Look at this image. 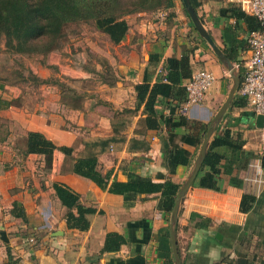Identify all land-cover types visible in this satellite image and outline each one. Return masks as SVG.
I'll return each instance as SVG.
<instances>
[{"label": "crops", "instance_id": "obj_1", "mask_svg": "<svg viewBox=\"0 0 264 264\" xmlns=\"http://www.w3.org/2000/svg\"><path fill=\"white\" fill-rule=\"evenodd\" d=\"M197 1L200 3L198 16L203 19L202 24L221 49L213 30L221 26L223 30L228 23L232 24V20L221 18L219 11L231 4L239 5V0ZM174 3L172 18L167 16L162 20L154 14L155 21L141 22L143 31L139 29L140 25L133 23V28L143 32V37L132 43L128 37L129 28L124 44L133 49L130 57L124 58L122 64L120 62L118 72L127 75L128 83L137 81L133 83L134 87L141 83L150 57L159 56L157 74L166 59L173 56L179 58L185 46H195L197 49L191 57L192 70L216 72V75L213 74L218 77V82L213 85L215 92H209L207 101L192 107L187 113H181L179 109L170 110L165 104H159L156 109L164 117H176L181 113L189 120L207 125L214 104L224 95L228 76L207 43L198 40L180 0H174ZM128 24L131 25L130 22ZM138 52L147 53L148 59L143 65L139 64ZM246 54L248 57V52ZM120 90L123 92V89ZM252 113L251 110V117L246 122L256 128ZM41 126L38 132L55 144L57 138L50 134L51 126ZM250 130L251 127H248L247 132ZM187 133L189 130L182 128L177 136L180 139ZM11 136L14 134L9 135V141ZM161 136H166L164 130ZM107 137L110 141L113 139L111 145L118 146L116 154H109L105 146L96 156L98 162L103 163L100 166L103 174L111 172V180L118 182H126L128 175L133 173L150 177L155 183L170 179L181 186L198 154L195 147L178 141L179 146L192 155V162L189 167L178 166L175 174L170 176L164 166L160 137L156 132L144 130L142 135L133 134L128 138L122 133ZM239 140L242 150L236 152L237 164L227 166L224 161L221 163L223 169L227 166V170H222L219 175L220 190L198 188L194 182L181 203L177 224L181 264H264V156L249 147L245 135L239 136ZM0 150V233L6 235V241L0 236V264H163L160 254L170 251L172 256L170 214L157 209L159 194L142 195L131 207H125L121 196L102 191L90 180L70 171L47 175L46 181L41 179L38 183L35 173L25 165L30 160H37L39 175L43 169L42 157L29 155L25 158L18 151ZM19 155L25 160L22 167ZM15 157L16 161L10 163ZM1 163L6 165L7 170L4 171ZM30 181H33L32 185ZM54 183L67 186L79 195L81 205L96 211L87 217L90 222L88 230L67 228L64 218L66 208L55 195ZM245 195L251 196L253 202L250 209L243 213L240 203ZM15 205L17 209H14ZM44 223L47 225L45 228ZM108 233L121 235L125 244L117 252L101 253Z\"/></svg>", "mask_w": 264, "mask_h": 264}, {"label": "trees", "instance_id": "obj_2", "mask_svg": "<svg viewBox=\"0 0 264 264\" xmlns=\"http://www.w3.org/2000/svg\"><path fill=\"white\" fill-rule=\"evenodd\" d=\"M180 2L190 27L195 31L181 0ZM190 3L198 15L199 1L190 0ZM174 5V0H0V43L3 38L6 48L16 54L48 53L55 48L57 39L63 36V29L66 25L87 22L93 23L96 29L106 35L113 45H119L124 42L129 31L126 16L135 13L157 14L169 11L168 18H172L174 14L171 10ZM219 16L234 22L233 25L228 23L222 30L221 50L232 63L239 65L240 74L244 61L240 59V56L247 52V40L239 39V30L249 35L250 32L259 29V22L255 17L242 12L239 5L234 4L222 8ZM199 19L203 23V19L201 17ZM197 38L204 42L198 34ZM196 49L195 46L188 45L182 49L179 58L173 56L166 59L162 65L165 75H157L155 80L154 75L160 59L157 54L150 57L141 83L134 86L136 94L134 111L141 110V115L145 116V130L156 132L159 137L163 130L166 133V136L160 137V143L164 166L170 176L175 174L178 166L189 167L192 162V155L181 148L178 141L199 150L209 125L189 120L181 113L176 117L172 115L164 117L156 109L159 104H165L170 110L175 111L183 108L186 101L184 83L193 74L191 57ZM10 106L9 101L0 99V110ZM247 107V101L236 95L229 110H243ZM242 114L246 118L251 117L250 112ZM182 128L189 130V133L179 139L177 132ZM25 137L24 151L21 155L25 158L29 155L42 157V170H50L51 175L60 173L62 159L72 156V147H57L40 132L30 131ZM111 142L113 139L107 144ZM2 143L4 140H0V145ZM241 150L242 143L239 136H234L230 127L220 124L211 140L194 185L202 189L219 191L220 173L222 170H227V166L237 164L236 152ZM13 151H18V149L13 147ZM223 161L227 165L224 169L221 165ZM1 164H3L4 171L7 170L6 165ZM68 171L90 180L102 191L121 196L125 207H131L142 195L159 194L157 209L166 214L171 213L180 188L170 179L155 183L150 177L133 173L128 175L126 182L111 180V172L102 174L99 170L95 153L75 159ZM52 188L61 205L67 210L65 215L67 228L78 231L88 230L90 222L87 217L95 214L96 211L81 205L79 195L67 186L54 183ZM252 202L251 196H243L240 211L247 212ZM15 208L17 209V205L14 206ZM124 244L125 239L121 235L108 233L101 253L117 252ZM165 253L160 254L163 264H173L170 251H165Z\"/></svg>", "mask_w": 264, "mask_h": 264}, {"label": "rangeland", "instance_id": "obj_3", "mask_svg": "<svg viewBox=\"0 0 264 264\" xmlns=\"http://www.w3.org/2000/svg\"><path fill=\"white\" fill-rule=\"evenodd\" d=\"M166 12L168 15V11ZM153 15L135 13L125 17L131 24L128 37L132 43L143 37V32L139 30L143 31L144 28L140 25L141 22L155 21L156 16ZM133 23L140 25V28H133ZM231 23L230 25H233L234 22ZM220 28L213 30V34L222 47L219 38L222 34ZM247 35L243 30H239V39L247 40ZM126 41L113 45L93 23L87 22L66 25L63 36L57 39L55 48L48 53L16 54L6 48L2 38L0 99L9 101L11 106L0 110V140L5 142L0 145V149L13 151L14 147L21 155L24 151L25 135L29 131L38 132L42 124H47L51 126L52 137L57 138L55 140L57 147L68 145L67 147L73 148L72 156L62 159L60 173H64V170H69L75 159L90 153L98 155L99 150L105 146L109 154L115 155L118 146L114 147V143L107 144L109 135L122 133L126 138L133 134L142 135L145 130L143 115L141 110L134 111L136 94L133 83L137 81L128 83L127 75L118 72L120 62L122 64L124 58H129L133 49L124 44ZM137 54L139 64L143 65L148 59L147 53ZM245 54L242 53L240 56L242 61L247 58ZM210 72L216 75V72L212 70ZM225 72L228 76L227 86L223 97L211 110L210 121L225 102L231 88V78L228 72ZM242 73L243 68L240 77ZM215 78L217 83L218 77ZM213 87L206 93L204 101L209 99L208 94L215 92ZM249 111L251 113L249 107L243 110L228 109L220 124L230 127L234 136L245 135L249 147L260 154L259 132L254 126L249 125V121L246 122L247 118L242 114ZM238 119L240 120L237 121ZM248 127H251L252 131L247 132ZM10 134H14L10 137L11 141L8 140ZM20 155L18 160L22 167L25 160ZM16 159L17 157L12 159V162L10 159L7 160L13 163ZM37 162L34 159L30 160L25 166L30 172L35 173L37 176L35 179L40 183L41 179L46 181L47 175L51 174L50 170H42L37 175ZM100 166H103V163L98 162L99 169ZM100 170L103 174L102 169ZM32 184L33 181H30V185ZM46 226L44 223V228Z\"/></svg>", "mask_w": 264, "mask_h": 264}, {"label": "built area", "instance_id": "obj_4", "mask_svg": "<svg viewBox=\"0 0 264 264\" xmlns=\"http://www.w3.org/2000/svg\"><path fill=\"white\" fill-rule=\"evenodd\" d=\"M238 2L241 11L255 17L260 26L258 30L250 32L247 38L248 57L243 61L238 95L247 101L255 117L261 116L263 119L262 127L258 131L260 155L264 156V0ZM167 16L166 11L157 13V17L162 20ZM233 64L239 71V65ZM157 74L164 76L165 71L160 68ZM215 81V76L208 70L193 72L191 78L184 83L186 101L181 113H187L192 107L200 105Z\"/></svg>", "mask_w": 264, "mask_h": 264}, {"label": "water", "instance_id": "obj_5", "mask_svg": "<svg viewBox=\"0 0 264 264\" xmlns=\"http://www.w3.org/2000/svg\"><path fill=\"white\" fill-rule=\"evenodd\" d=\"M182 4L185 8V11L193 24V27L199 37L207 43V45L210 47L216 58L218 59L219 63L223 67L225 71L228 72L230 78H231V88L229 90V93L227 95V98L225 102L221 105L217 113L214 115L212 120L210 121L205 137L202 141V144L198 150V154L196 156V159L194 160V163L192 165V168L190 170V173L186 180L182 183L180 186L175 202L172 208V211L170 213V222H169V234H170V243H171V250H172V256L174 260V264H181L179 251H178V245H177V224H178V215L181 203L188 192V190L192 187L194 184L197 175L201 169V166L205 160V157L207 155L210 143L212 138L214 137L221 121L224 115L226 114L227 110L233 105L234 98L237 94L238 87L240 85V74L237 71V69L234 67V64L228 59V57L222 52V50L216 45L208 31L205 29L204 25L200 21L198 15L196 14L195 10L193 9L190 0H181ZM255 126L256 128H261L263 124V119L261 116L255 117ZM1 240L6 241V235L4 232L0 233Z\"/></svg>", "mask_w": 264, "mask_h": 264}]
</instances>
